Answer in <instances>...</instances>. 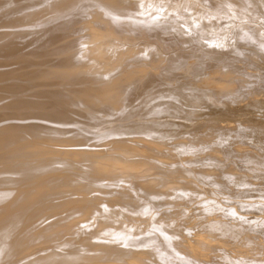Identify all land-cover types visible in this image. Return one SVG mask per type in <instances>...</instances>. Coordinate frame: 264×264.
Here are the masks:
<instances>
[{"label":"bare ground","instance_id":"1","mask_svg":"<svg viewBox=\"0 0 264 264\" xmlns=\"http://www.w3.org/2000/svg\"><path fill=\"white\" fill-rule=\"evenodd\" d=\"M158 1L0 0V43L13 41L0 46V264H154L160 258L167 264L176 256L209 264L217 254L219 264L258 263L242 242L264 250L263 219L256 236L249 228L255 217L239 225L246 218L238 217L241 208L238 219L231 214L239 227L230 215L208 217L218 208V187L231 198L253 170L252 179L264 181V125H252L253 132L245 121L232 124L219 115L248 109L244 95L262 88L264 54L247 45L259 39L258 30L233 24L237 35L228 36L232 27L213 16L219 3L207 2L218 0H203L216 11L201 12L195 0ZM226 3L221 19L233 9L245 14L242 20L264 13V0ZM183 18L190 21L189 39L179 29ZM202 43L220 51L208 57ZM246 65L262 74L242 71ZM262 99L257 105L264 110ZM95 138L101 143H91ZM235 139L221 158L216 145ZM201 147L208 164L193 163ZM238 157L248 160V170L233 168ZM204 192L210 207L205 200L200 211ZM248 200L242 206L261 204Z\"/></svg>","mask_w":264,"mask_h":264},{"label":"rangeland","instance_id":"2","mask_svg":"<svg viewBox=\"0 0 264 264\" xmlns=\"http://www.w3.org/2000/svg\"><path fill=\"white\" fill-rule=\"evenodd\" d=\"M150 1H153V0H150ZM157 1H158V0H157ZM159 1H160V0H159ZM159 1H158V2H159ZM166 1H169V0H166ZM206 1H207V0H206ZM240 1H241V2H240ZM207 2H208L210 5H211V3H212V5H215V4H216L215 6H217V3H219L217 9H218V10L220 9V12H221L222 9H223V10L225 9V6L228 7L226 2H229V0H218V1H216V2H215V1H207ZM221 2H223V3H222V4L224 5V6L222 5L223 8L221 7ZM224 2H225L226 4H225ZM230 2H231L234 6H239V4L242 3V0H230ZM234 2H235V3H234ZM238 2H239V3H238ZM236 3H237L238 5H235ZM195 4H197V6H198V8H197L196 10L199 9L200 12L202 11V8H203L204 11H205V9H211V8H212V9H215V11H216V8H214V6L211 7L212 5L210 6L209 4H208V5H209L210 7L207 6V5H206L207 3L204 2L203 0H197V3H196V0H195ZM202 4H203V6H202ZM199 5H200V6H199ZM205 6H206V7H205ZM229 7H230V6H229ZM200 8H201V10H200ZM218 10L216 11V12H217V15L215 14L214 11L211 10L212 12H214L213 16L215 15L214 17H215L217 20H216L214 17H212L211 19L214 18V19L216 20V23H217V24L219 23V24H221L222 26H225V24H226V26H231L232 28H230V30H228V32H229V35H228V36H231V35H234V34L237 35V33H233V34H231V32H232L231 30L234 28V25H233V24H235V26L237 25V27H240V28H241V27H245V25H247L245 28L248 29V30H249L250 28H254V25H255V27L257 28L258 32H257V30H254V29H253V30L251 29V30H252L253 34L257 32L259 35H261V37H258V34L256 33L257 38H259V39L261 38V40H263V41H260L259 39H257V40H254L253 42H252V41H249V43H247V45H250V46H252V48H255V49H256V50H255L256 52H259V53H263V54H264V51H263V49H264V47H263V46H264V38H263V37H264V31H263L264 28L262 27V26L264 25V21L262 20V18H263V16H264V13H263V12H262V13H263V16H262L261 13H260V14L257 15V17H255L256 20L253 21V20H254V16H255L256 14H255V15H252L253 17L250 15V16H251V19H250V16L247 15V16H245V19L242 20V18H243V16H244L245 14L242 15V14L239 13L238 11L235 12L234 9H233V13H232V11H229V13H228V12L225 10L224 13H226V14L228 13L227 15H228V17H229V19H228V17H227V20H226V15H224V16H225V17H223L224 19H221V17L218 16ZM189 13H190V14H193L192 12H189ZM237 13L240 15V17H238L239 15L237 16ZM190 14H189V15H190ZM194 14H195V12H194ZM194 14H193V15H194ZM186 15H187V14H186ZM220 15H221V14H220ZM191 16H192V15H191ZM258 16H260V17H258ZM261 16H262V18H261ZM231 17H232V18H231ZM233 17H235L234 19L236 20V23H235V20L233 19ZM219 18H220V19H219ZM230 18H231L232 20H231ZM237 18H238V20H239V18H241V20L243 21V22H242V21L239 20L240 25H239V22L237 23V21H238ZM185 19H186V18H183L184 21L181 20L182 22L179 21V22H178V25L180 24V22H181V24L184 23V24H182V25H184V26H182V28H181V24H180L179 29H181V31H182V29H184V32L182 31V33H184V36L187 38V36H191V34H190V32H191L190 30H191V29H189V31H190V32L188 33L189 35L187 34V36H186V35H185V34H186L185 29L187 30L188 26H190V21H188V20L186 19V20H187L186 22H187V24H188V26H186L187 24H186V22H185ZM248 19H249L250 21L252 20L251 22H253V23H255V24H253V23L251 24L250 21H248ZM259 19H260V20H259ZM221 20H222V23H221ZM223 20H224V22H223ZM246 20L248 21V22H247L248 24H245V23H244V21L246 22ZM257 20H258V23H259L260 21H261V22H260L259 24H256V23H257ZM201 22H202V21H201ZM203 23H204V22H203ZM224 23H225V24H224ZM242 23H243V25H242ZM185 24H186V25H185ZM201 24H202V23H201ZM230 24H231V25H230ZM249 24H250V25H249ZM248 25H249V26H248ZM257 25H258V27H257ZM259 25H260V26H259ZM185 26H186L187 28H186ZM251 26H253V27H251ZM261 27H262V28H261ZM189 28H190V27H189ZM258 28H261L260 31H259ZM238 29H239V28H238ZM220 30L223 31V32L225 31V30H222V29H220ZM220 30H218V32H219ZM85 31H86V30H85ZM234 31H238V30L235 28ZM76 32H77V31H76ZM82 32H83V33H82ZM82 32L79 33V35L82 36V35L84 34V30H82ZM228 32H226V33L228 34ZM259 32H261V33H259ZM262 32H263V33H262ZM219 33H220V32H219ZM77 34H78V33H77ZM227 34H226V36H227ZM254 35H255V34H254ZM262 36H263V37H262ZM187 39H189V37H188ZM15 42H18L20 45H21V44L23 45V44L26 43L25 41H23V43H22L21 41H15ZM84 42H86V41H84ZM135 42H137V41H135ZM140 42H142V41H138L137 43L140 44ZM143 42H145V41H143ZM241 42H243V41H238V43H241ZM247 42H248V41H247ZM12 43H13V41H11V42H9V41H1V43H0L1 45H0V46H8V45H11ZM89 43H90V42H89ZM137 43H136V44H137ZM262 43H263V44H262ZM252 44H253V45H252ZM89 45H92V42H91V44H89ZM201 45H202V46L200 47L201 51H202L205 55H207L208 57H210V56H212L214 53H218V52L220 51V49L218 48L219 46H217V48H216V46H213V47L211 46V48H210V46L207 47L206 43H205V44L202 43ZM237 46H238V45H237ZM97 47H98V45H96V44L93 45L92 47H89V48H91V49L93 48L92 55L95 54V53L93 54V52L95 51V49L97 50ZM262 47H263V48H262ZM34 48H35V47L27 48L29 51H28L27 49H23L21 52H22V53L32 52V51L34 50ZM89 48H88V50L86 51V53H89V54H90L91 52H90ZM94 48H95V49H94ZM209 48H210V50H209ZM206 50H207V51H206ZM157 54H158V53H157ZM234 54H235L236 57H237V56H240L239 53H234ZM90 55H91V54H90ZM98 55L100 56L101 54H99V52L97 51V56H98ZM106 55L108 56V54H106ZM116 60H117V56H116V54H114V55H113V61H116ZM95 62L97 63V65H95ZM100 62H101V61H100ZM100 62H99V59H98V61L95 60V59H94V61H93V59H92L91 64H92L93 66H95V67L101 69L100 66L102 65V64H101L102 62H101V63H100ZM235 63H237L238 65L241 64V66L243 65V63H242L241 60H237V61H235ZM239 63H240V64H239ZM98 64H99V65H98ZM41 67H42V66H41ZM102 67H103V65H102ZM246 69H248L247 71L251 70V68H248L247 65H246V66L242 69V71L247 72ZM252 71H254V69H252L251 72L249 71V73H252ZM261 71H263V75H264V69H261ZM261 71H259V69H258V70H255L254 72H256V73L258 72V73L260 74ZM247 73H248V72H247ZM261 74H262V72H261ZM261 74H260V75H261ZM247 79H248L247 83H248V86H249L248 88L250 89V88H251L250 86H251V84H252L253 82H251V81H252L251 78H247ZM250 79H251V80H250ZM261 83H263V85H264V80H263ZM261 85H262V84H261ZM263 85H262V88H257V87H255V88L259 89V90L256 89V90L258 91V94H257V91L255 90V91H256V92H254L255 95L253 94V91H252V93L250 92L249 94L247 93V94L244 95L245 98H246L245 100H247V102H245V104L247 103L246 105H248V104H250V102H251V104H250L251 107H248V109H247V108H246L247 106H245V107H243V108H242V107H237V106H236L235 109H238V108H239V109H241L242 111H240V110H239V112H238V110H236L235 112H234V111H231V112L224 111V112H221L219 115L222 116V117H223V115H224L225 118H227L226 121H228V122H231V121H232V122H231L232 124H233V123L236 124V123H238V121L241 122V123H243V122L245 121L244 123H246V124L249 125V129H251V128L253 129V126L258 127V125H260V124H263V125H264V123H263L264 121L261 120V121H262V122H261L260 120H258L259 117H264V116H262L261 114H258V115H257V113H263V112H264V110L262 109V107H260V105H257V101H258L257 99H258V97L260 96V97L262 98V97L264 96V86H263ZM255 88H254V89H255ZM35 89H40V88H35ZM249 89H248V91H249ZM250 90H251V89H250ZM262 91H263V92H262ZM259 92H260V93H259ZM261 92H262V93H261ZM250 95H251V98H252V99L250 98ZM252 95H253V96H252ZM262 95H263V96H262ZM254 96L256 97V100H255L256 102H255L254 99H253ZM257 96H258V97H257ZM248 97H249L250 101L248 100ZM251 100H253V102H252ZM262 100H264V99H262ZM262 100H261V101L259 100V102H262ZM248 102H249V103H248ZM252 103H253V104H252ZM250 105H248V106H250ZM253 105H254V106H253ZM254 107H255V108H254ZM257 107H258V108H257ZM259 107H260V108H259ZM244 108H245V109H244ZM253 108H254V109H253ZM243 109H244V111H243ZM246 109H247V110H246ZM250 109H252V111H254L256 114L254 115V112L252 113V111H251ZM257 109H258V111H257ZM260 109L263 110V111H260ZM249 111H251V114H250L251 116L254 115V116H256V117H255V118H254L253 116L251 117V116L249 115ZM256 111H257V112H256ZM233 112H234V113H233ZM242 112H243V113H242ZM238 113H239V114H238ZM240 113H241V115H240ZM244 113H245V114H244ZM183 114H184V113H183ZM230 114H231V116H229ZM242 114H244V115H242ZM246 114H248V115H246ZM263 114H264V113H263ZM233 115H234V116H233ZM238 115H240V116L238 117ZM245 115H246L247 117H246ZM259 115H260V116H259ZM232 116H233V117H232ZM248 116H249L251 119H249ZM257 116H259V117H257ZM235 117H236L237 119H236ZM244 117H245V118H244ZM218 118H219V119H222L221 117H218ZM234 118H235V119H234ZM238 118H239V119H238ZM242 118H243V119H242ZM252 118H253V119H252ZM257 118H258V119H257ZM230 119H231V120H230ZM241 119H242V120H241ZM247 119H248V120H247ZM254 119H255V121H254ZM263 119H264V118H263ZM249 120H250L253 124H252V123L250 124V123H249V122H250ZM257 120H258V121H257ZM202 121H203V120H201V122H202ZM224 121H225V120H224ZM242 121H243V122H242ZM196 122L201 123L200 120H199V121H196ZM254 122H255V123H254ZM256 122H258V123H256ZM220 123H221V122H218V124H220ZM255 124H256V125H255ZM250 125H251V126L253 125V126L250 127ZM255 127H254V129H255ZM204 129H205V130H204ZM254 129H253V132H254ZM203 130H204L205 132H209V131H210L209 127H207V129H206V127H203ZM251 133H252V132H246L245 134H249V135H247V136L249 137ZM245 134H243V137H245ZM245 139H246V138H244V140H245ZM94 140H95V141H94ZM94 140L92 139V140H91V143H92V142H97V143L100 142V143H101V141H100L101 139L99 140V138L97 139V141H96V138H95ZM98 140H99V142H98ZM244 140H243V141H244ZM229 141H230L231 143H230V142H228V143L226 142V144L223 145L224 143L220 142V143H218V144L216 145L217 147H219V149H221V148L223 149V150H222V149L219 150V149L217 148L220 152L222 151L223 154H224V152H225L224 155H223V154L221 155V156H222L221 158H224V156H225L226 153L228 152V151H226V148H228V146H229V148H230L231 146H232V147L235 146V141H237V139H235V140H229ZM232 141H233V143H232ZM91 143H90V144H91ZM219 144H221V145H219ZM227 144H228V145H227ZM229 144H230V145H229ZM218 145H219V146H218ZM222 145H223V147H222ZM226 145H227V146H226ZM233 145H234V146H233ZM224 146H225V147H224ZM232 147H231V148H232ZM224 148H225V151H224ZM202 150H203V147H201L200 150H197V151H199L198 153H197L196 151H195L194 153H195V154H196V153L199 154ZM206 150H207V149H204L203 151L205 152ZM227 150H228V149H227ZM203 151H202L201 153H204ZM222 152H221V153H222ZM218 153H219V152H218ZM202 155H203V154H202ZM202 155H200V154L197 155L198 158H197L196 155H195V159H194L195 162H193V163H198V162H199V163L201 162L202 164H203V162H206V163H207V162H208L207 156H206V157H205V156L202 157ZM219 155H220V154H219ZM200 156H201V158H200ZM233 158H236V157H233ZM196 159H197V161H196ZM198 159H199V160H198ZM203 159H206L207 161H206V160L203 161ZM243 159H244L243 157H242V160H241V158H239V157H238L236 160L233 159V161L235 160V161H234V164H235V162H236V164H235V166H233V168L236 167V169H237L238 172H240V170H242V169H243L242 171H244V170H248V169H249V166H244V165H248V164H246L248 160H246V161L244 160V161H243ZM238 161H239V162H238ZM240 161H241V162L243 161V162H242L243 164H241ZM244 162H245V163H244ZM206 163H205V164H206ZM207 164H208V163H207ZM240 164H241V165H240ZM242 165H243L244 167H243ZM237 166H238V168H237ZM240 166H241V167H240ZM244 168H248V169H244ZM234 170H235V169H234ZM253 172H255V170H253ZM253 172L250 173L249 176H250V177L252 176V177L255 179V175H256V173H255V175H254ZM240 173H241V172H240ZM244 173L246 174V172H243V174H244ZM247 173H248V172H247ZM257 175H258V174H257ZM252 177H251V179L248 177L249 180H251V181L247 180V181H248V184H247V183H244V182H246V180H241V181L243 182V183H242V182L240 181V182H241V183H240L241 185H240V184H237V183H239V182L236 183L237 186L234 185V186L236 187V189H237V190L240 189L241 192H242V191L244 192L245 190L247 191V189H248L249 193H246V191H245L244 193L242 192V194H241L240 191H237L235 188H233V185H232V186H230V187H232L231 189H233V190L235 189V190H236V191H235L236 193H234V195H233V193L230 194V195H232V196H229V197H231V198H228V195L224 194V193H227V192H226V189H222L221 187H218L219 190H218V188H217L216 192H217V195L219 194L218 197H220V199H218V200L220 201V202H219L220 207L218 206L219 204H217V207H218V208L216 207L217 210H214V211L211 210V209L208 210L209 207H210L209 199H210L211 197L209 198V196L205 195V192L202 193V194H200V195L198 196V197H200L201 199L204 200V201H201V203H200L201 206H199L200 204L198 205V203L195 202L196 204L194 203V208H195V206H196V208H197V205H198L197 210H198V209H199L200 211L203 210V209H201V208H204V205H205V203H206V201H207L208 208H207V205H205V206H206L205 208H207V210L210 211V212L208 213V215L211 214V213H212L211 215H213V213H214L215 216L217 215L216 218H215L214 215H213V216H210V215H209V216H208L209 218H213V219H219V218H220V219H221V217L223 216L222 219H224V217H225V219H226V218L229 217V215H230L229 218H232L234 225H235V226H238V227H239V225L242 226L243 224L248 225V222L250 221V217H251V216H252L253 218L255 217V220H254V219H253V220L256 221V222H254V221L252 220V221L254 222V225L252 226L253 222H252V224H251V223H250L251 221H250L249 223H250V225H251L252 227L249 226V225H248V226H249V228H250V231H253V234L256 235V236H258V233H261V231H262V230L259 229V228H261V226H262V224H260L259 221H260L261 219H263V220H261V222L264 221V207H263V205H264V200H263V198H264V197H263V196H264V187H263V185H264V184H262V183H264V181L262 182L261 179H260L261 181H260L259 179L254 180V179H252ZM256 177H257V176H256ZM248 178H247V179H248ZM252 180H254V181H258L257 184H256L254 181L252 182ZM250 182H252V183L250 184ZM259 182H261V184H260ZM205 183L208 185V182H207V181H205L204 184H205ZM242 184H243V185H242ZM254 184H256L257 187L254 186ZM258 184H259V185H258ZM209 185H210V184H209ZM244 185H245V186H244ZM246 185H248V186L246 187ZM249 185H250V187H249ZM252 185H253V187H252ZM239 186H240V187H239ZM242 186H244V187H242ZM209 187H210V186H209ZM224 187H225V186H224ZM226 187H227V189H230V188H228L229 186L226 185ZM226 187H225V188H226ZM241 187H242V188H241ZM251 187H252L253 189H254V187H255L256 190H253V192H252V188H251ZM249 188H250V189H249ZM260 188H261V189H260ZM209 189H210V188H209ZM215 189H216V188H215ZM242 189H243V190H242ZM259 189H260L262 192L258 193V192L260 191ZM221 190H223V192H221ZM210 191L212 192V191H215V190H213V189H212V190H208L207 192L209 193V195H211V194H210ZM224 191H225V192H224ZM256 191H257V193L254 194ZM207 192H206V193H207ZM237 192H238V195H240V196H238L240 201H241V198L243 199V197H244V200H245L246 198H249V197H250L251 200H248V201H253V202H257V201H258V203H259V201H260V202H261L260 206H258V207H255V206H254V208H251V206H245V207H244V206H242V205H244V204H243V203H244V202H243L244 200H242L243 203L239 201V202H238L239 204H238V203H237L238 198L236 199ZM250 192H252V193H251L252 195L250 194ZM220 193H221V194H220ZM261 193L263 194V196H262ZM228 194H229V193H228ZM243 194H244V195H243ZM257 194H259L258 196H260V195H261V196L258 197ZM204 195H205V196H204ZM221 195H222V197H224V198H222ZM235 195H236V196H235ZM241 195H242V197H241ZM249 195H250V196H249ZM202 196H204V197L207 198V199H205L204 197L202 198ZM225 196H226V197H225ZM233 196H234V197H233ZM245 196H246V198H245ZM232 197H233V199H232ZM240 197H241V198H240ZM256 197H257L258 199H257ZM200 198H199L198 200H200ZM208 198H209V199H208ZM234 198H235V199H234ZM254 198H255V199H254ZM260 198H261L262 201L260 200ZM229 199H230V200H229ZM252 199H253V200H252ZM198 200H197V201H198ZM205 200H206V201H205ZM224 200H225V201H224ZM236 200H237V201H236ZM254 200H256V201H254ZM221 201H222V202H221ZM230 201H231V202H230ZM235 201H236V202H235ZM198 202H200V201H198ZM202 202H204L203 205H202ZM227 202H229V203L227 204ZM235 203H236V204H235ZM240 203H241V205H240ZM262 204H263V205H262ZM192 205H193V204H192ZM192 205H191V208H193ZM222 205L225 207V208L223 207L224 210L221 209V208H222V207H221ZM236 206H237V207H236ZM239 206L244 207V210L242 211L241 209H243V208H242V207H239ZM214 207H215V206H214ZM230 207H231V208H230ZM249 207L251 208V210L249 209ZM252 207H253V206H252ZM259 207H261L262 210H261ZM205 208H204V210H205ZM236 208H237L238 210H239V208H241V209L238 211ZM255 208H256V209H255ZM226 209H227V210H226ZM230 209H231V211L234 210V212L232 211V212H233V213H232V212L230 211ZM245 209H246V211H245ZM225 210H226V212L228 211L227 214L225 213ZM235 210L238 211L239 214L241 213V214H240L241 216H240L239 214L235 213ZM247 210H248V211H247ZM150 211H151V210H150ZM211 211H212V212H211ZM240 211H242L243 213L240 212ZM230 212H231V213H230ZM153 213H154V210H152V214H153ZM204 213H205V212H204ZM229 213H230V214H229ZM245 213H246V214H245ZM247 213H248L249 215H248ZM150 214H151V213H149V216H150ZM231 214H232L233 216H236V219H238V218H237V215H239L238 217H242V216L245 217V216H246V218H242V219H244V220H242V221H246L247 223H246V222H242V221H240V219H239V220H238L239 225H238V223L236 222V220L234 221V217H232ZM234 214H236V215H234ZM244 214H245V215H244ZM220 215H221V216H220ZM227 215H228V216H227ZM249 216H250V217H249ZM259 216H260V218H259ZM252 217H251V219H252ZM257 218H258L259 220H257ZM226 220H230V219H226ZM232 220L230 221L231 223H232ZM248 220H249V221H248ZM94 221H95V220H94ZM239 221H240V222H239ZM91 222H92V219H91ZM93 223H94V222H93ZM235 223H236V224H235ZM255 223H256V224H255ZM263 223H264V222H263ZM244 226H245V225H243L242 228H245V227H246V226H245V227H244ZM259 226H260V227H259ZM247 228H248V227H247ZM247 228H246V229H247ZM263 228H264V227H262V229H263ZM251 229H252V230H251ZM254 229H255V231H254ZM258 229H259V231H258ZM236 243H237V242H236ZM242 243H243V244H242ZM242 243H241V244H242V246H243L244 249L247 247L246 250L249 249L248 251H249L250 253L252 252V256H254L253 258L256 260V262H258V263H260V264H261V263L264 264V255H263V256H260V258L258 257V256H259L258 253H259V254H260V253H261V254H264V252H263L264 250L262 251V248H261V247H260L261 249L258 250V249H256V248H254V246H252V245H251L252 247H250V243H248V242H246V241H245V242H242ZM245 243H246V245H245V247H244V244H245ZM247 243H248L249 247H248ZM234 244H235V243H234ZM263 245H264V244H263ZM251 248H252V249H251ZM263 249H264V248H263ZM242 250H243V249H242ZM253 251H254V253H253ZM255 252H256L257 256H256ZM253 254H254V255H253ZM216 256H217V257H216ZM255 256H256V258H255ZM178 257H179V256H176V258H172V260H171L170 263H173V264H175V263H176V264H180L179 261H181L183 264H186V263H184V261L189 263L188 260H187V261L184 260L185 258L181 260L182 257H180V258H178ZM207 257H208V258H207ZM262 257H263V258H262ZM177 258H178L179 260H178ZM155 259H156V258H155ZM204 259H206V260L209 259V255H207L206 258L204 257ZM211 259H212V258H211ZM211 259L207 260L208 263L211 261L209 264H214L215 262H216L215 264H219V261H220V263H221L222 257H221V254H220V255L217 254V255H215V259H216L215 261H214V259H213V260H211ZM217 259H218V260H217ZM183 260H184V261H183ZM257 260H258V261H257ZM259 260H260V262H259ZM156 261H157V259L154 260V264H155V263H156V264H161V263H163V262H164V264H166V262H167L166 260L164 261V259L162 260L161 258H160V260H158L157 262H156ZM174 261H175V262H174ZM249 261H250V260H249ZM261 261H262V262H261ZM213 262H214V263H213ZM217 262H218V263H217ZM243 262H245V264H253V263H254V261H253V263H252V262H249V263H248V261H247V263H246V260H244ZM168 263H169V262H168ZM168 263H167V264H168ZM170 263H169V264H170ZM182 263H181V264H182ZM258 263H257V264H258ZM237 264H240V262L237 263ZM255 264H256V263H255Z\"/></svg>","mask_w":264,"mask_h":264}]
</instances>
